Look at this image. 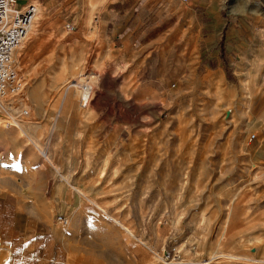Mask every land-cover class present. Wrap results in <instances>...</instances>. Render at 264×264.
<instances>
[{"label":"rangeland","instance_id":"rangeland-1","mask_svg":"<svg viewBox=\"0 0 264 264\" xmlns=\"http://www.w3.org/2000/svg\"><path fill=\"white\" fill-rule=\"evenodd\" d=\"M40 1L17 52L22 95L0 99V191L49 201L55 180L73 187L82 200L68 225L42 207L65 239L64 264H168L171 248V264H264V0H222L216 20L244 32L209 35L194 33L191 1H179L183 30L121 48L94 17L77 27V0ZM207 47L221 68L195 65ZM73 81L95 88L86 109Z\"/></svg>","mask_w":264,"mask_h":264},{"label":"crops","instance_id":"crops-1","mask_svg":"<svg viewBox=\"0 0 264 264\" xmlns=\"http://www.w3.org/2000/svg\"><path fill=\"white\" fill-rule=\"evenodd\" d=\"M190 1L191 7L188 15L199 21L197 22L199 25H196L197 29L194 30L195 34H219L223 30L230 34L244 32L243 25L239 27L236 24L226 26V21L216 20V17H222L220 14L222 0ZM86 2L87 0H77V14L66 18H70L72 21L76 20L77 27L82 29L88 18L94 17L99 33L108 38L114 47L115 39L119 42L116 47L121 48L126 46L127 41L136 40L138 36L134 35L175 34L183 30L178 22L179 18L184 15L183 10L179 8V0H105L93 10L86 6ZM170 18L176 19L174 20L176 23L167 25L162 30L154 29L155 24L162 25L164 20ZM156 19L162 20L154 24ZM228 20L230 19L228 18ZM185 32L187 33L189 30H185ZM157 40L158 38L148 40L144 44L135 41L132 44V49L146 50ZM162 54L167 58L169 51ZM185 54L187 55V53ZM197 54L195 52L193 54L197 60L195 65L201 66L204 71L219 69L223 66L220 58L213 55L209 47L199 51L198 57ZM145 60H148L147 55ZM146 61L142 62L136 72V75H144L145 79L151 75L147 71H143ZM50 178L47 179L46 184L43 183L41 192L44 187L47 190ZM52 190L54 193L49 201L45 200L43 196L37 198L30 196L27 200L16 192L0 191V264H31L34 261L36 264H44L41 263L44 258L50 260L51 264L65 263L64 250H67L65 239L59 233V229L45 219L47 213L42 210V207L51 203L56 206L59 213H65L70 219V216H73L77 212L76 209L81 206L82 199L77 198L73 187L67 182L55 180ZM48 251L51 253L49 257Z\"/></svg>","mask_w":264,"mask_h":264},{"label":"built area","instance_id":"built-area-1","mask_svg":"<svg viewBox=\"0 0 264 264\" xmlns=\"http://www.w3.org/2000/svg\"><path fill=\"white\" fill-rule=\"evenodd\" d=\"M186 3L190 0H179ZM40 0H0V99L12 95H22L25 79L18 67L17 52L35 23L40 11ZM68 31L74 30L76 25L72 21L65 23ZM76 80V79H75ZM81 87L76 88L78 106L86 109L95 94V88L88 81H82ZM78 90V91H77ZM22 114L29 112L28 107H23ZM43 159L48 160L46 150L40 148ZM58 223L66 226L69 219L65 213L55 216ZM161 259L168 263H174L179 259V253L175 248L163 250Z\"/></svg>","mask_w":264,"mask_h":264},{"label":"bare ground","instance_id":"bare-ground-1","mask_svg":"<svg viewBox=\"0 0 264 264\" xmlns=\"http://www.w3.org/2000/svg\"><path fill=\"white\" fill-rule=\"evenodd\" d=\"M80 82H78V83H76L75 81H73L72 83L71 82H68L67 84H68V88L70 87V86H74V88L75 87H81V90H79L80 91V93H82L84 90H83V87H82V85H80L79 84ZM68 88H66L67 89V91H68ZM75 90H76V88H75ZM78 91V90H77ZM5 104V103H4ZM19 122H20V120H17V119H12V123H13V125L15 126V127H17L20 131H21V134L23 135V130L21 129V125H19ZM19 131V132H20ZM21 135V136H22ZM39 146V145H38ZM217 256H221V257H224L222 254H220V255H217ZM213 257H215V256H213ZM231 257V256H230ZM225 258V257H224ZM227 258V257H226ZM215 259V258H214Z\"/></svg>","mask_w":264,"mask_h":264},{"label":"trees","instance_id":"trees-1","mask_svg":"<svg viewBox=\"0 0 264 264\" xmlns=\"http://www.w3.org/2000/svg\"><path fill=\"white\" fill-rule=\"evenodd\" d=\"M221 55L223 57V51L221 52ZM226 72H227V74H230V70L228 68H226Z\"/></svg>","mask_w":264,"mask_h":264}]
</instances>
